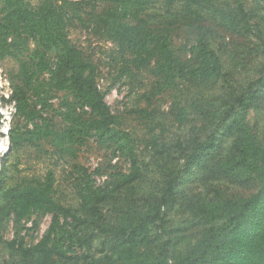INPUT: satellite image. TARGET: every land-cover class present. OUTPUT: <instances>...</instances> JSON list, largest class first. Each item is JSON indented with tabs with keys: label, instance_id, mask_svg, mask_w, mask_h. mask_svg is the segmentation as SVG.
Wrapping results in <instances>:
<instances>
[{
	"label": "trees",
	"instance_id": "obj_1",
	"mask_svg": "<svg viewBox=\"0 0 264 264\" xmlns=\"http://www.w3.org/2000/svg\"><path fill=\"white\" fill-rule=\"evenodd\" d=\"M83 1L85 10L91 6V16L95 18L93 22L98 33H105L108 40L116 43L122 57L127 53L132 55V62L138 68L154 65L155 75L167 81L186 76L215 81L225 80L228 76L220 56L208 42L199 41L195 48L199 64L188 68L174 56L167 36L138 24L148 13L153 0H82L79 4ZM165 3L169 11L177 5L187 12L207 7L227 28L260 35L256 33L251 13L241 0H236L233 7L217 4L215 0H165ZM1 4V58L5 59L14 46L8 41L12 31L29 30L36 35L34 37L45 42V56L48 52L57 55L56 64L48 69V87L56 93L69 92L76 101L91 110V118L86 119L71 102L65 103L66 110L61 115L67 127L57 131L47 127L46 133V137L54 141L57 152L64 156L79 143L75 138L95 133L102 143L113 144L119 151L127 153L132 165L131 173L126 176L128 183L142 178L143 169L131 145V138L118 129V118L98 86L97 67L65 34L71 20L61 10L63 7L51 0L37 6L29 0H0ZM19 78L20 82L14 85L8 100L15 102V118L18 117V121L16 126H11L10 150L2 158L0 194L4 198L3 207L7 209L6 216H15L18 224L36 211L42 215L52 214L53 218L35 248H25L22 242H13L22 258L17 264H60L53 260L54 254L62 255L64 247L69 251L77 247L89 249L96 233L111 238L127 254L125 259L114 260L113 264H264V140L254 134L248 121L249 112L257 104V97L264 92V71L242 88L230 86L231 97L209 112L208 116L212 117L211 131L205 141L196 139L190 146V152L180 143L179 166L167 172L158 197H146L141 204L124 197L116 213L110 217L103 211L105 190L94 185V180L85 169L79 194L81 213L55 202L52 174L9 188L5 186L3 173L9 155L18 151L24 142L34 143L32 138L25 140L21 123L27 121L35 126L34 130H30L27 125L28 133L44 130L37 121L45 119L42 108H39L41 104H32L33 96L41 89L27 63H22ZM222 138H233L234 142L229 156L215 167L216 173L234 181L256 185L258 189L248 196L228 197L218 191L211 197L186 198L188 211L199 220H204L207 228L198 241L181 253L176 248V239L169 232L165 235L164 231L170 210L180 203L179 184L184 169L197 167L201 172L210 171L207 159L213 155L217 140ZM162 152L174 156L170 149ZM181 161H184L182 165ZM154 229L161 236L160 245L148 252L146 259L139 254L134 255L140 242L144 244ZM87 258L85 264H93Z\"/></svg>",
	"mask_w": 264,
	"mask_h": 264
},
{
	"label": "rangeland",
	"instance_id": "obj_2",
	"mask_svg": "<svg viewBox=\"0 0 264 264\" xmlns=\"http://www.w3.org/2000/svg\"><path fill=\"white\" fill-rule=\"evenodd\" d=\"M29 1L37 6L45 0ZM215 1L232 7L236 2ZM241 1L251 13L259 36L227 28L213 10L207 7L187 12L181 5H177L169 11L165 0L151 2L148 13L142 16L138 24L167 36L179 63L188 68L196 67L199 59L195 48L199 41L204 40L218 53L224 71L228 74L225 80L211 81L186 76L167 81L155 75L154 65L138 68L132 62V55L127 53L122 57L116 43L108 40L105 33L96 30L91 6L85 10V1L79 4L82 0H51L63 7L61 10L71 20L65 34L97 67L98 86L112 113L118 118V129L131 138V145L144 175L128 183L126 176L131 173L132 165L127 153L119 151L113 144L102 143L95 133L81 139L75 138L79 143L73 145L74 148L64 156L57 152L54 141L46 137V133L48 128L57 131L67 127L61 115L66 110L65 103L71 102L86 119L91 118V110L76 101L69 92L56 93L48 87V69L56 64L57 55L48 52L45 56V42L23 29L18 33L12 31L8 38L14 45L11 53L5 59L0 56V88L6 89L10 84L12 90L20 82L22 63H27L41 89L33 96L32 104H41L39 108H42L45 119L37 121L44 130H38L35 134L28 133V128L34 130L35 126L27 121L21 123L25 140L32 138L34 143L24 142L18 151L9 155L3 173L5 186L9 188L52 174L55 202L81 213L79 194L85 169L94 180V185L105 190L103 211L108 217L116 213L124 197L137 204H141L146 197H158L167 172L179 166L180 143L190 152V146L196 139L205 141L211 131L212 117L208 116L209 112L216 110L226 98L231 97L230 86L242 88L264 71V0ZM2 10L3 4L0 6V17ZM4 105L10 106L9 102H4ZM17 121L14 109L13 126L17 125ZM248 121L254 134L264 140V92L257 97V104L249 112ZM233 142V138L217 140L213 155L207 159L210 171L201 172L197 167L184 169L179 184L180 203L170 210L164 231L165 235L169 232L176 239V248L181 253L198 241L207 228L204 220H199L188 211L186 198L196 200L215 196L218 191L228 197L248 196L258 189L256 185L234 181L216 173L215 167L229 156ZM164 149H170L175 157L162 152ZM2 167L1 159L0 172ZM3 206L4 198L0 194V264H17L22 258L18 246L14 247L13 242H22L25 248H35L48 230L53 215H42L36 211L18 224L15 216H6L7 209ZM160 243L161 236L154 229L144 244L140 242L134 255L139 254L146 259L145 255ZM56 254L53 260L60 264H85L86 256L93 264H113L114 260H123L127 255L111 238L97 233L89 249L77 247L69 251L64 247L62 255Z\"/></svg>",
	"mask_w": 264,
	"mask_h": 264
},
{
	"label": "built area",
	"instance_id": "obj_3",
	"mask_svg": "<svg viewBox=\"0 0 264 264\" xmlns=\"http://www.w3.org/2000/svg\"><path fill=\"white\" fill-rule=\"evenodd\" d=\"M2 82V81H0ZM1 86V85H0ZM13 91L10 88V84L6 89L0 88V159H2L10 150V131L12 126V115L16 113L15 102L10 101V106L4 105V102L8 103L11 99ZM6 99V101H5Z\"/></svg>",
	"mask_w": 264,
	"mask_h": 264
},
{
	"label": "water",
	"instance_id": "obj_4",
	"mask_svg": "<svg viewBox=\"0 0 264 264\" xmlns=\"http://www.w3.org/2000/svg\"><path fill=\"white\" fill-rule=\"evenodd\" d=\"M0 161H1V159H0Z\"/></svg>",
	"mask_w": 264,
	"mask_h": 264
}]
</instances>
